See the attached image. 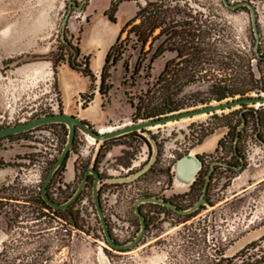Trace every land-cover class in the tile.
I'll use <instances>...</instances> for the list:
<instances>
[{"label": "rangeland", "instance_id": "374dc122", "mask_svg": "<svg viewBox=\"0 0 264 264\" xmlns=\"http://www.w3.org/2000/svg\"><path fill=\"white\" fill-rule=\"evenodd\" d=\"M83 1L0 0V129L47 115L69 113L76 116L80 102H90L93 98L83 112V119L99 131L141 121L134 119L135 109L131 102L142 103L148 108L163 105L157 79L175 54L166 53L151 66L149 74L141 71L132 81L130 75L139 52L129 49L123 60L110 70L106 82L109 90L104 95L95 92L96 76L91 78L71 67L78 50L76 63L81 66L88 63L89 69L94 71L104 55V49L92 39L95 26L107 24L114 30L109 50L126 23L135 17L138 6L155 0H88L78 11L76 6ZM176 1L190 3L195 10L209 14L220 24L225 30L222 42L225 49L254 51L255 37L246 8L233 11L222 0ZM228 2L231 5L251 3L256 9L260 51L264 54V0ZM112 3L118 5L116 23L107 15ZM68 14L70 18L63 30ZM63 32L70 47L62 42ZM125 60L130 64V74L124 67ZM256 73L260 87L264 88V61L256 67ZM261 94L264 91L251 96ZM169 103L179 109L177 112H186L219 102L208 84L198 82L184 88L179 95H170ZM249 107L253 110L247 114L249 125L244 133L248 141L244 145L248 159L246 170L239 175L217 165L207 195L212 208L204 207L193 219L173 216L171 218L176 221H155L146 238L127 253L116 251L106 243L94 205L92 181L73 204V212L80 216L78 230L70 232L64 218H58L37 204L43 183L67 141L66 126H46L1 140L0 264H264V236L243 246L255 229L264 226V185L254 188L264 178V148L253 137L255 114L264 125V106ZM242 111L236 108L150 130L159 149L157 161L153 170L131 182L109 180L131 178L143 170L154 153L151 140L137 133L104 144L98 165L104 177L100 198L117 243L128 244L141 230L134 209L137 200L174 195L177 203L188 209V205L193 206L200 199L202 188L199 186L192 192L190 188L167 187L172 179L171 167L177 160L218 136L221 144L219 141L215 150L200 155L205 165L200 185L212 163H235L234 139ZM96 147V142L90 145L86 135L77 131L65 166L49 186L54 201L63 204L78 190L92 164ZM149 155L150 159L146 160ZM245 192V197L233 200ZM148 209L149 205H145L144 210Z\"/></svg>", "mask_w": 264, "mask_h": 264}, {"label": "trees", "instance_id": "16d2710c", "mask_svg": "<svg viewBox=\"0 0 264 264\" xmlns=\"http://www.w3.org/2000/svg\"><path fill=\"white\" fill-rule=\"evenodd\" d=\"M117 10L118 5L112 3L108 11L109 14H107L114 23H116L115 14ZM211 18L209 14L195 10L188 2L155 0L147 2L145 6L139 5L135 17L126 23L117 41L106 55L100 94L104 95L109 90V86L106 84L110 76L109 72L123 60L124 53L129 49L139 52L135 68L130 75L132 81L136 80L141 71H146L149 74L151 66L164 57L166 53L175 54V58L166 63L163 72L157 79V87L160 88L163 94V105L160 108H148L142 106V103L131 102L132 108L135 109V120L154 119L179 111L176 106L169 103L170 95H179L184 88L198 82L208 84L210 92L218 102L237 97L245 98L251 96L252 93L263 92L264 88L260 87L256 67L264 59H257L254 51L245 53L238 49H225V43H222L226 37L225 30H222L221 25ZM124 35L126 37L123 40ZM64 44L70 47V43L67 40ZM220 44L224 45V48H221ZM78 54V50H76L71 67L81 70L85 75L94 78L95 75L89 69L88 63L84 66L76 63L79 57ZM147 61L148 65L146 66ZM124 67L127 74H130L131 70L128 60H125ZM90 102L85 101L84 108H87ZM245 108L246 106L242 109ZM251 112L243 113V118L246 119L247 114ZM236 133L234 146L238 137ZM136 134L133 133L123 137L136 136ZM234 152L237 154L236 147ZM198 159L202 164V168L195 182L190 187L191 192L198 186L203 191L204 187V181L200 185V178L205 165L202 160L203 157L198 156ZM67 160L61 168L65 166ZM227 169L234 172L236 168L234 165L227 164ZM215 171L216 168L211 175V179ZM49 189L48 194L53 200ZM37 204L45 210L56 214L58 218H64L68 226H70V232L72 229H80V216L78 213L73 212V205L66 211L54 210L45 204L41 193Z\"/></svg>", "mask_w": 264, "mask_h": 264}, {"label": "water", "instance_id": "95a60500", "mask_svg": "<svg viewBox=\"0 0 264 264\" xmlns=\"http://www.w3.org/2000/svg\"><path fill=\"white\" fill-rule=\"evenodd\" d=\"M87 1L88 0H84L80 6H76V9L78 11L81 10ZM222 1L224 5L230 10L235 11L240 8H246L249 11L250 16H251L253 34L255 37L254 53L257 59H264V54L260 51L261 41H260V34L258 30V19H257L256 9L252 6L251 3L245 2V3L236 4V5H231L228 2V0H222ZM69 18H70V15L68 14L63 22V30H65ZM62 41L64 43L66 41L64 32L62 36ZM108 51L109 50H107V53ZM106 55H105V58H106ZM105 58L103 60V64L101 65V67L93 71V74L97 77V88L95 91L96 94H100V86L102 83V72H103V66L105 63ZM258 104L264 105V94L255 95V96H247L245 98L237 97L235 99H227L222 102H219V103L207 106V107H203V108L193 109L191 111L176 112V113H172V114L161 116V117L154 118V119L141 120L137 123L131 122V125L124 126L122 128L116 129L115 131H111L108 133H101V131L95 130L89 124L84 122L83 117H82L83 112H84L83 110L84 103L80 102V110L77 116H74L73 114H69V113H62V114L47 115V116L35 118L26 123L0 129V139L21 135V134L35 131L39 128L51 126V125L66 126L68 128L67 141L65 143V146L59 158L57 159V161L54 163V165L50 169L43 183V186L41 189V197L43 201L45 202V204L49 206L50 208L54 210L66 211L81 196L86 185L88 184L89 176L93 175L95 177V182L93 185V200H94L95 209L97 211V214L102 224L106 243L111 248L115 249L116 251L127 253V252L133 251V249H135L141 243L146 233L145 218L143 214L141 213L142 205L144 204L161 205L163 207L173 210L174 212H176L177 214L181 216H187V217L198 213L202 207L211 208L213 206L211 205V203H209V201L206 198L207 193H208V188H209V182L211 180V175L214 172L215 167L217 165L227 167V164L220 163V162H215L212 164L211 170L209 171L207 178H206V184H205L204 191H203L201 198L195 203V205H193L189 209L180 210L176 206L168 202H165L162 199H158L155 197L141 198L137 200L134 205V209H135V214L140 221L141 230L139 231V233L137 234V236L134 238L133 241L129 242L128 244H119L114 240L110 232L109 224L106 219L105 213L103 211L102 204H101V198H100V185L102 183V180L99 174L94 170V164L100 153V149L102 145L107 141L114 140V139H117V138H120L126 135H130L133 133L145 134L151 140L153 144V148H154V153H153L151 160L144 167L143 170H141L139 173L135 174L131 178H117V179L109 180L110 182H131L139 178L140 176L144 175L145 173H147L157 161L159 149H158L156 142L154 141V139L151 137L149 133V131L152 128L157 127V126H165L169 123L179 122L184 119H191V118H194L200 115H214L219 112H225V111L233 110L236 108H243L244 106H246V108L243 109L241 113V117L243 118L242 116L243 113L253 110L249 106H256ZM244 126H245V119L243 118V124L237 128V134L241 132ZM78 130L82 131L85 135H88L89 137L93 138L97 144V147H96V151L94 153L93 159H92V164L86 170L84 174V178L78 190L74 193V195L67 202L60 204L50 198L48 194V189L57 171L62 167V165L65 163L70 153L72 152ZM238 141H239V137H237L235 141V147H237ZM201 168H202V164L198 159V155H193L192 153H190L189 155L183 157L182 159L175 162V164L172 167V170L175 173L174 184L190 188L195 182L197 175L199 174Z\"/></svg>", "mask_w": 264, "mask_h": 264}, {"label": "flooded vegetation", "instance_id": "af4514ba", "mask_svg": "<svg viewBox=\"0 0 264 264\" xmlns=\"http://www.w3.org/2000/svg\"><path fill=\"white\" fill-rule=\"evenodd\" d=\"M97 26L98 25H96L95 26V28H94V32H97ZM108 27V26H107ZM109 30V29H108ZM110 31V30H109ZM93 32V33H94ZM110 33H111V31H110ZM98 34V33H97ZM111 35H112V33H111ZM100 38H101V36H100ZM100 38H98L97 40H95V42H99L100 43V45H101V48H103L104 49V54L107 52V50H108V47H109V43H107V44H105L104 45V43L102 42V41H100ZM101 51V50H100ZM99 51V52H100ZM86 108H84V105H83V110H85ZM78 115V114H77ZM76 115V116H77ZM256 116V130L254 131V135H253V137H254V140H255V142L257 143V144H259L261 147H263L264 148V125H263V122L260 120V117L257 115V114H255ZM75 116V115H74ZM84 120V122L85 123H87L86 121H85V119H83ZM88 124V123H87ZM131 123H128V124H125L124 126H127V125H130ZM243 124V120L241 119V123H240V126ZM248 125H249V123H248V116L246 117V119H245V126H244V128L241 130V132H239V134H238V137H239V141H238V145H237V154L234 152V148H235V146H234V148H233V158H234V160H235V163H233V164H231V163H227V164H231V165H234V167L236 168L235 169V171H234V173H237V174H239V175H241L245 170H246V167H247V161H248V159L246 158V154H245V152H247V150H245L244 148H245V146L244 145H246L247 143H248V141L246 140L247 139V137L246 136H244V133H245V131L248 129ZM64 126V125H63ZM124 126H122V127H124ZM122 127H120V128H122ZM159 128V127H158ZM40 129V128H39ZM109 129V128H108ZM113 130H111V131H115L116 129H119V128H112ZM152 129H155V128H152ZM151 129V130H152ZM38 130V129H37ZM79 131V130H78ZM31 132H33V131H31ZM31 132H28V133H31ZM101 132L102 133H108V132H110V131H107V129H101ZM237 132V131H236ZM28 133H24V134H21V135H17V136H22V135H25V134H28ZM237 134V133H236ZM17 136H11V137H7V138H4V139H0V141L1 140H5V139H10V138H13V137H17ZM87 139H88V142H89V144L90 145H94L95 144V140L93 139V138H91V137H89L88 135H87ZM108 143V142H107ZM104 144H106V143H104ZM104 144L102 145V147H101V149H100V153H99V155H98V157H97V160H96V162H95V164H94V170L99 174V176H100V178H101V180H102V183L104 184V177L102 176V173H100L99 172V170H98V165L100 164V157H101V153H102V150H103V147H104ZM243 149L245 150V151H243ZM149 154H150V151H149ZM200 156V155H199ZM150 157H151V155H149L147 158H146V160H149L150 159ZM200 157H202V156H200ZM203 161H204V159H202ZM215 163V162H214ZM222 163V162H221ZM223 163H225V162H223ZM213 164V163H212ZM212 164H211V167H212ZM211 167H210V169L208 170V172L206 173L207 175H208V173H209V171L211 170ZM256 168H260V166H258V165H256L255 166ZM153 168L154 167H152L151 168V170H153ZM172 168V167H171ZM216 169L218 168L217 166L215 167ZM222 168H225V169H227V167H224V166H222ZM228 170V169H227ZM174 177H175V173L172 171V179L170 180V185H168L167 187H169V188H174V186H173V184H174ZM206 178H207V176L205 177V179H204V187H205V184H206ZM92 181V184L94 185V182H95V177L93 176V175H90L89 176V179H88V181ZM210 182H211V180H210ZM210 182H209V184H210ZM264 185V184H263ZM263 185H261L260 187H258V188H256V189H259V188H261ZM104 186V185H103ZM204 187H203V191H204ZM210 187V186H209ZM191 190V189H190ZM100 191H101V189H100ZM203 191H202V194H203ZM208 191H209V188H208ZM101 195V194H100ZM177 196V195H176ZM202 196V195H201ZM144 198H149V197H144ZM155 198H158V199H162V200H164L165 202H168V203H170V204H172V205H174V206H176L178 209H180V210H186V209H183L182 208V206H180L178 203H177V201H176V197L174 196V195H172L170 198H167V197H155ZM186 198H188V196H186ZM201 198V197H200ZM207 198V197H206ZM185 203H187L186 201H184ZM145 205H149V209L148 210H144V206ZM190 207H192L191 205H188V209L190 208ZM212 208V207H211ZM142 211H143V213H142ZM141 213L143 214V216H144V218H145V223H146V233H145V235H144V237H143V239L144 238H146V234L149 232V229L150 228H152V227H154V223H155V221H162V220H164V219H169V220H171V221H176L175 219H172L171 217H173V216H175V217H177V216H180V217H186V218H189V219H193L194 217H196V215L198 214V213H196V214H194V215H192V216H181V215H179V214H177L176 212H174L173 210H171V209H169V208H166V207H163V206H161V205H156V204H144V205H142L141 206ZM159 217L160 218H162V219H159ZM189 222V220H187L186 221V223H188ZM141 227V226H140ZM142 239V240H143ZM161 239V237L158 239V240H160ZM158 240H156V241H158ZM155 241V242H156ZM145 247V245L143 246V248Z\"/></svg>", "mask_w": 264, "mask_h": 264}, {"label": "crops", "instance_id": "0c3cea01", "mask_svg": "<svg viewBox=\"0 0 264 264\" xmlns=\"http://www.w3.org/2000/svg\"><path fill=\"white\" fill-rule=\"evenodd\" d=\"M108 29L112 32H114L113 29L109 28ZM99 48L101 47L100 43L99 42H94ZM100 50H98L99 52ZM107 53V52H106ZM106 53L103 55L102 57V60L100 61V64L96 67V69L100 68L101 65L103 64V60L105 58V55ZM83 117V116H82ZM221 140V137H218V136H215L213 137L209 142L205 143L204 145L194 149L191 151V153L193 151H195V154L194 155H203V154H206V153H209L213 150H215L217 148V145L219 143V141ZM264 184V178L259 180L255 185L254 188H258L260 187L261 185ZM174 187L176 188V185L174 184ZM177 189V188H176ZM189 189V188H188ZM178 190V189H177ZM246 195V192L245 193H242L238 196H236L233 200H239V199H242L243 197H245ZM226 205V204H225ZM225 205H222V206H225ZM221 206V207H222ZM250 237H247L246 240L244 241V244L243 246H246L247 244H250L254 241H257L258 239H260L262 236H264V226H261L260 228L258 229H255L251 235H249Z\"/></svg>", "mask_w": 264, "mask_h": 264}, {"label": "bare ground", "instance_id": "6f19581e", "mask_svg": "<svg viewBox=\"0 0 264 264\" xmlns=\"http://www.w3.org/2000/svg\"><path fill=\"white\" fill-rule=\"evenodd\" d=\"M108 25L107 24H98V26H97V32H94L93 33V35H92V39H94V40H97L98 38H100V36H101V38L102 37H107L108 36V34H109V30H108V27H107ZM98 33V34H97ZM106 41H102L103 43H104V45L105 44H107V43H110L111 42V34H110V37H108V38H106L105 39ZM108 40H109V42H108ZM262 106H264V105H256L255 106V108H260V107H262ZM206 115H200V116H197V117H194V118H191V119H184V120H181V121H188V120H192V119H197V118H203V117H205ZM180 122V121H179ZM174 123H176V122H174ZM174 123H169V124H167V125H171V124H174ZM131 125V124H130ZM128 126V125H127ZM166 126V125H165ZM158 127V126H157ZM154 128H156V127H154ZM111 130H113L112 128H109V129H107V131H110L111 132ZM102 133V132H101ZM86 138H87V135H86ZM88 140V139H87ZM192 154L194 155L195 154V151H193L192 152ZM176 188L177 189H188L187 187H185V186H180V185H176Z\"/></svg>", "mask_w": 264, "mask_h": 264}]
</instances>
